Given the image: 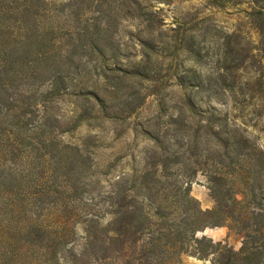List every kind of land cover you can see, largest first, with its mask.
Masks as SVG:
<instances>
[{
	"label": "trees",
	"instance_id": "trees-1",
	"mask_svg": "<svg viewBox=\"0 0 264 264\" xmlns=\"http://www.w3.org/2000/svg\"><path fill=\"white\" fill-rule=\"evenodd\" d=\"M107 1L0 0V264H185L186 256L204 260L219 251L220 244L200 234L220 226L243 235L244 257L263 250L264 142L247 136L248 125L229 112L202 109L197 92L180 98L174 107L178 114L163 125V134L149 136L156 147L147 151L148 162L132 181L119 178L109 193L85 196L94 176L92 143H65L63 135L99 119L93 100L97 114L108 109L99 91L114 90L112 82L123 80L116 74L155 81L151 71L125 69L116 54L106 55L104 48L116 35L109 25L116 15ZM208 1L245 9L215 53L187 49L194 62L206 59L211 66L210 76L195 75L191 87L208 98L228 96L234 111L253 106L259 121L264 118V0ZM140 2L115 5L142 11ZM138 17L154 18L143 12ZM105 19L109 27L101 25ZM245 25L253 34L244 32ZM175 37L167 35L174 44ZM139 42L151 60L152 40ZM186 79L178 76L177 85L185 88ZM65 98L75 99L79 110L71 127L57 114ZM209 150L215 151L212 160L205 155ZM200 171L215 201L211 211L191 195Z\"/></svg>",
	"mask_w": 264,
	"mask_h": 264
},
{
	"label": "rangeland",
	"instance_id": "rangeland-1",
	"mask_svg": "<svg viewBox=\"0 0 264 264\" xmlns=\"http://www.w3.org/2000/svg\"><path fill=\"white\" fill-rule=\"evenodd\" d=\"M48 1L65 3L67 0ZM140 1L146 8L142 11L136 8L130 11L125 6L119 8L115 5L119 0L107 1L112 13L116 15L114 20L109 21L116 35L115 43H112L111 47L104 45V42L103 46H106L104 48L106 55L116 54L125 69L135 65L142 71H151L152 74H148L155 81L116 74L123 80H118V83L112 82L116 85L114 90L99 91L106 98L108 109L97 114L98 108L93 100L92 106H95L93 116L99 119L91 121V127L83 124L62 137L65 143L80 144L82 140L92 143L93 147L89 151L94 176L87 180V190L90 194L85 196H96L98 192L109 193L119 178L127 177L128 181H132L134 175L143 170L147 161V151L156 147L149 136L156 135L157 130H161L160 134H163V125L171 116L178 114L174 107L180 98L193 96L195 92H197L195 102L202 109L212 106L221 112H229L239 120V123L245 122L248 125L243 128L247 131V136L254 141L260 138L261 142H264V118L257 121L252 114L253 106L241 105L234 111L228 96L219 99L208 98V93L204 90L196 91L191 87V80L195 82V75L200 80L210 76L211 66L207 64L206 59L194 62L192 60L194 54H190L187 49L193 48L201 55L215 53L223 34H230L239 26L243 19L240 12L245 7L218 8L210 6L208 0ZM77 7L83 8L82 5ZM120 11L123 13L119 14ZM141 12L152 14L154 18L148 21L144 17H138ZM127 14L129 17H124ZM106 22L108 19L101 25H107ZM244 32L253 34L247 25ZM167 35H175L178 43L174 44ZM148 38L152 40L154 48L149 61L144 57L148 51L143 50L139 42L149 40ZM180 40L183 42L179 46ZM182 74H185L188 80L185 88L177 85V78ZM74 102L73 98H65L58 105L57 114L62 117L60 121L63 126L69 123L67 126L71 127L72 120L79 112ZM131 111L133 114L129 113ZM106 116L121 119L113 122L106 119ZM255 124L257 127H253ZM166 143L173 145L174 142ZM171 150L178 151L180 156L185 154V150L180 147H172ZM208 153L211 160L214 159L215 151L209 150L205 155ZM172 178L174 176L169 177L170 180ZM192 181L191 195L199 201L201 208L205 211L214 209L215 201L211 196L205 173L198 172ZM200 235H206L215 244H220L219 251L204 260L186 256L185 264H264V249L255 252L254 255L251 254V257H244L240 251L243 235L231 231L227 226L208 227Z\"/></svg>",
	"mask_w": 264,
	"mask_h": 264
}]
</instances>
